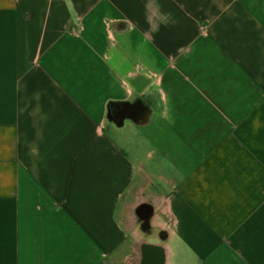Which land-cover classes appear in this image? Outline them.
<instances>
[{
    "label": "crops",
    "instance_id": "0c3cea01",
    "mask_svg": "<svg viewBox=\"0 0 264 264\" xmlns=\"http://www.w3.org/2000/svg\"><path fill=\"white\" fill-rule=\"evenodd\" d=\"M124 259L264 264V0H0V264Z\"/></svg>",
    "mask_w": 264,
    "mask_h": 264
},
{
    "label": "rangeland",
    "instance_id": "374dc122",
    "mask_svg": "<svg viewBox=\"0 0 264 264\" xmlns=\"http://www.w3.org/2000/svg\"><path fill=\"white\" fill-rule=\"evenodd\" d=\"M114 264H126V259H124L123 261H116Z\"/></svg>",
    "mask_w": 264,
    "mask_h": 264
},
{
    "label": "water",
    "instance_id": "95a60500",
    "mask_svg": "<svg viewBox=\"0 0 264 264\" xmlns=\"http://www.w3.org/2000/svg\"><path fill=\"white\" fill-rule=\"evenodd\" d=\"M123 119H124V117L120 118V121H119L120 124L123 122Z\"/></svg>",
    "mask_w": 264,
    "mask_h": 264
}]
</instances>
